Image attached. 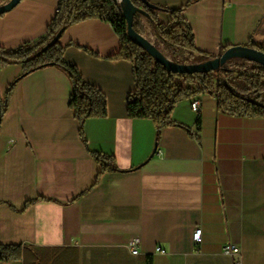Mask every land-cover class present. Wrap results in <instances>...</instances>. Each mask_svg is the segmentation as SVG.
<instances>
[{"label":"crops","instance_id":"0c3cea01","mask_svg":"<svg viewBox=\"0 0 264 264\" xmlns=\"http://www.w3.org/2000/svg\"><path fill=\"white\" fill-rule=\"evenodd\" d=\"M149 1L185 7L200 54L264 49V0ZM58 4L22 0L0 14V46L40 42ZM60 42L66 61L106 95L108 114L87 120L82 135L62 69L18 82L0 125V245L20 247V258L0 264H236L224 254L229 244L241 249L242 264H264V118L220 110L207 93L178 102L173 125L158 131L128 115L133 64L110 58L121 48L110 23L75 24ZM23 73L22 65L0 67L3 97Z\"/></svg>","mask_w":264,"mask_h":264},{"label":"trees","instance_id":"16d2710c","mask_svg":"<svg viewBox=\"0 0 264 264\" xmlns=\"http://www.w3.org/2000/svg\"><path fill=\"white\" fill-rule=\"evenodd\" d=\"M10 1L0 0V7ZM196 1L200 0L190 3ZM132 2L142 11L134 18L136 32L146 36L149 26L157 42L173 55L174 62L195 64L216 57L198 52L192 27L184 16L185 7L169 9L155 5V9L145 6L141 0ZM160 12L170 14V20L162 22L158 16ZM89 19L110 23L120 38V51L110 58L124 59L133 64L135 89L129 94L127 103L130 118L152 120L160 131L173 125L171 114L178 102L207 93L216 95L220 110L238 116L264 118V67L238 59L240 64L233 67L225 65L211 73L174 74L130 39L128 24L117 0H59L57 14L40 42L26 43L16 49L0 46L1 68L22 65L24 69L23 75L10 85L5 97L0 92L1 123L18 82L25 76L50 66L62 69L72 82L73 93L69 106L80 122L82 135L87 120L107 116L106 95L98 87L87 82L77 66L66 61V46L61 44L60 39L57 40L70 26ZM245 46L264 52L263 48L254 43ZM230 48H222L221 54ZM180 51H184L188 56L183 61L179 60ZM200 124L201 118L198 119V125ZM95 157L101 163H104L105 159H113L103 154H95ZM19 258L20 247L0 245V260ZM146 264H154L153 259L149 257Z\"/></svg>","mask_w":264,"mask_h":264},{"label":"water","instance_id":"95a60500","mask_svg":"<svg viewBox=\"0 0 264 264\" xmlns=\"http://www.w3.org/2000/svg\"><path fill=\"white\" fill-rule=\"evenodd\" d=\"M22 0H11L8 4L0 7V14H5L13 10ZM123 9L124 17L128 24V35L130 39L139 47L144 49L154 60L163 65L168 71L174 74H206L220 70L228 62L234 59H244L264 67V52L247 46L231 47L222 54L206 62L195 64H180L167 58L160 49L152 43L147 37L139 34L134 29V18L137 13L142 11L136 7L132 0H117ZM141 2L150 8H157L149 0ZM62 35L57 37L61 39ZM1 124V120H0Z\"/></svg>","mask_w":264,"mask_h":264},{"label":"built area","instance_id":"2783aa9c","mask_svg":"<svg viewBox=\"0 0 264 264\" xmlns=\"http://www.w3.org/2000/svg\"><path fill=\"white\" fill-rule=\"evenodd\" d=\"M192 108L195 112H199L200 110V103L195 102L192 105ZM193 241L196 245H200L202 243V229L198 228L193 234ZM139 245L140 241L138 239H133L129 242L128 246L133 255L138 256L139 252ZM158 251L162 254H166V251L159 248ZM224 254L230 256L235 259L236 264H242V257H241V249L238 246L229 244L224 248Z\"/></svg>","mask_w":264,"mask_h":264},{"label":"rangeland","instance_id":"374dc122","mask_svg":"<svg viewBox=\"0 0 264 264\" xmlns=\"http://www.w3.org/2000/svg\"><path fill=\"white\" fill-rule=\"evenodd\" d=\"M147 27H148V32H147V35L145 37H147L152 43L157 45V47L160 49V51H162L169 59L173 60V55L170 52H168L161 44H159L157 42V39H156L154 32L149 28V26H147ZM187 57L188 56L185 54L184 51H180V57H179L180 61H183ZM240 63H241L240 60L235 59V60L231 61L230 63H227L226 65L233 67V66L240 64ZM235 84H237V81H235Z\"/></svg>","mask_w":264,"mask_h":264},{"label":"bare ground","instance_id":"6f19581e","mask_svg":"<svg viewBox=\"0 0 264 264\" xmlns=\"http://www.w3.org/2000/svg\"><path fill=\"white\" fill-rule=\"evenodd\" d=\"M162 52V51H161ZM163 53V52H162ZM164 54V53H163ZM165 55V54H164ZM166 56V55H165ZM167 57V56H166ZM168 58V57H167Z\"/></svg>","mask_w":264,"mask_h":264}]
</instances>
